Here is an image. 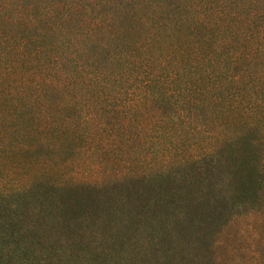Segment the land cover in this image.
Masks as SVG:
<instances>
[{"label": "trees", "instance_id": "16d2710c", "mask_svg": "<svg viewBox=\"0 0 264 264\" xmlns=\"http://www.w3.org/2000/svg\"><path fill=\"white\" fill-rule=\"evenodd\" d=\"M197 115L200 155L187 144ZM222 120L233 137H219ZM263 122L264 0H0V156L43 159L59 179L107 172L113 155L164 181L211 166L240 146L239 125ZM260 165L236 164L212 220L258 205Z\"/></svg>", "mask_w": 264, "mask_h": 264}, {"label": "rangeland", "instance_id": "374dc122", "mask_svg": "<svg viewBox=\"0 0 264 264\" xmlns=\"http://www.w3.org/2000/svg\"><path fill=\"white\" fill-rule=\"evenodd\" d=\"M196 117L187 144L200 155ZM238 128L240 146L216 156L211 168L200 164L164 181L139 175L145 171L130 170L119 158L113 165V151L107 172L94 164L59 179L42 173L43 159L29 164L0 156V264H264V187L256 207L244 201L210 218L212 198L219 204L237 189L229 177L236 164L264 163V122ZM229 130L222 120L219 137H233ZM148 134L152 146L160 141L155 131Z\"/></svg>", "mask_w": 264, "mask_h": 264}]
</instances>
